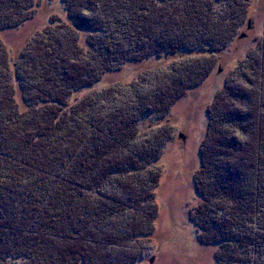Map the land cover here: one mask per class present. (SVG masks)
Returning a JSON list of instances; mask_svg holds the SVG:
<instances>
[{
  "label": "trees",
  "instance_id": "16d2710c",
  "mask_svg": "<svg viewBox=\"0 0 264 264\" xmlns=\"http://www.w3.org/2000/svg\"><path fill=\"white\" fill-rule=\"evenodd\" d=\"M62 2L67 22L41 29L13 67L1 66L0 38V264H133L131 243L152 239L158 219L159 180L145 174L172 140L165 132L156 144L140 142L136 125L167 123L210 70L182 69V61L166 84L107 108L106 99L89 101L109 89L75 96L130 63L188 52L218 61L248 18V0ZM218 2L225 7L215 9ZM38 6L0 0V32L32 19ZM239 65L208 112L194 179L203 206L190 221L197 241L214 247L215 264H264V40Z\"/></svg>",
  "mask_w": 264,
  "mask_h": 264
},
{
  "label": "rangeland",
  "instance_id": "374dc122",
  "mask_svg": "<svg viewBox=\"0 0 264 264\" xmlns=\"http://www.w3.org/2000/svg\"><path fill=\"white\" fill-rule=\"evenodd\" d=\"M248 4V18L237 36L229 40L228 46L217 54L218 61L212 53L188 52L177 57L151 58L130 63L120 70L107 73L101 83L93 88L84 89L75 96L74 101L77 102L88 95L109 89L110 92L89 101L92 103L96 99H106L107 108L118 100L120 102L128 100L132 93L147 95L148 91L155 90L160 84H166L168 77L175 78L181 70L178 68L171 71V66L181 64L182 61L186 62L183 66L185 68L182 69H187L186 67H190L192 63L194 70L203 71L205 68L210 70L199 85L188 90L184 97L173 105L167 123L163 121L164 123L160 125L154 124L147 127V131L142 129L140 122L136 125L141 132L140 142L153 138L151 140L156 144L159 133L164 135L165 132L172 140L166 147L160 148L158 161L160 164L151 169V173L145 174L147 180L153 176L157 177L156 183L159 180L157 190L152 189L156 192L158 219L152 239H139L138 242L131 243L134 245L133 253L137 255V261L133 264H215L214 247L197 241L196 236L199 233L190 221L191 214L193 216L203 206V199L196 192L194 179L199 169L201 170L199 151L208 133L210 119L208 112L213 113V109L210 111L212 103L219 94L223 95L227 82L239 71V63L243 62L249 51L257 48L259 41L264 40V0H248ZM38 5V11L32 19L19 27L0 32L7 52L4 54L6 56H3L4 64L1 66L13 67L16 64L13 56L24 48V56L26 52L29 53L31 45L27 44L30 40H41L42 35L37 36L41 29L51 24L56 27L67 22L62 0H38ZM213 6L215 9L225 7L221 2ZM81 34L83 43L87 31H82ZM56 37L61 42L63 33H57ZM94 37H90L89 41L97 40H94ZM35 41L31 44L34 45ZM109 46L110 43L102 47L105 48L104 51L109 52L113 50ZM83 47L87 48V44ZM93 47L86 51L89 58L97 57ZM89 50L94 51L90 54ZM97 67H100V64ZM17 69L23 83L28 85L25 72L29 71V68H25L22 57L17 62ZM251 79L254 80L252 76ZM150 120L154 121V118ZM159 130L161 132H158ZM180 135H183V138ZM148 226L150 228V225Z\"/></svg>",
  "mask_w": 264,
  "mask_h": 264
},
{
  "label": "water",
  "instance_id": "95a60500",
  "mask_svg": "<svg viewBox=\"0 0 264 264\" xmlns=\"http://www.w3.org/2000/svg\"><path fill=\"white\" fill-rule=\"evenodd\" d=\"M181 138H183V135H180Z\"/></svg>",
  "mask_w": 264,
  "mask_h": 264
}]
</instances>
